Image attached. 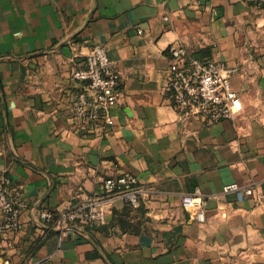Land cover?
<instances>
[{
  "label": "crops",
  "instance_id": "1",
  "mask_svg": "<svg viewBox=\"0 0 264 264\" xmlns=\"http://www.w3.org/2000/svg\"><path fill=\"white\" fill-rule=\"evenodd\" d=\"M168 17V21H164ZM172 43L224 62L242 103L235 120L184 119L166 90ZM94 45L117 63L121 97L103 138L69 111L71 78ZM0 170L26 209L0 235V264H264V9L242 0H0ZM134 175L103 224L60 235L42 220ZM231 183L253 197L222 194ZM206 197V222L182 197Z\"/></svg>",
  "mask_w": 264,
  "mask_h": 264
},
{
  "label": "built area",
  "instance_id": "2",
  "mask_svg": "<svg viewBox=\"0 0 264 264\" xmlns=\"http://www.w3.org/2000/svg\"><path fill=\"white\" fill-rule=\"evenodd\" d=\"M264 9V0H242ZM164 17V21H168ZM170 64L166 90L172 107L184 119H200L208 126L223 120H235L242 113L240 99L232 90L230 76L234 72L218 60L189 57L185 48L172 43L168 47ZM73 81L82 85L69 105L71 118L86 134L103 138L113 125L112 109L121 97L120 73L117 63L105 48L94 45L85 56L83 65L71 73ZM143 193L138 179L130 173L108 176L102 180L99 193L78 200L59 214L42 213L44 223L60 235L84 233L104 223L107 207L117 200L138 207ZM222 194H234L237 200L253 197L251 186L231 183L222 187ZM182 207L189 219L205 223L206 197L198 190L182 197ZM26 204L20 191L5 170H0V235L19 232V221ZM47 264H52L48 262Z\"/></svg>",
  "mask_w": 264,
  "mask_h": 264
}]
</instances>
